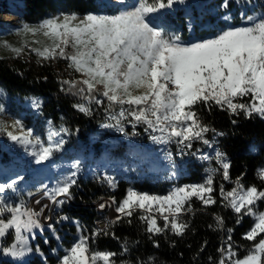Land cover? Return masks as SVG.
<instances>
[{"label": "snow or ice", "instance_id": "snow-or-ice-1", "mask_svg": "<svg viewBox=\"0 0 264 264\" xmlns=\"http://www.w3.org/2000/svg\"><path fill=\"white\" fill-rule=\"evenodd\" d=\"M116 2L123 5L125 0ZM183 3L184 0H136L130 8L113 15L62 13L35 25L21 20L20 27L14 30L22 38L20 45L0 40V48L16 57L27 49L42 61H66L67 68L82 79L63 80L67 89L62 90L84 101L73 107L85 115L92 114L93 104L103 106L108 121L101 125L104 128H115L128 135L123 123L127 121L133 129L131 135H138L135 129L142 124L154 143H175L183 151L192 148L193 141H200L211 148L213 141L206 138V134L213 132L214 140L215 135L222 133L215 132L203 121L196 111L197 105L203 104L209 109L215 105L233 115L243 112L246 118L255 113L264 119V14L243 17L241 26L228 27L211 38L184 43L179 35L151 24L148 19L151 14ZM220 7H229V0H222ZM2 27L11 30L12 26ZM29 35H42L48 42L41 45L39 40L23 39ZM33 44L41 46L30 47ZM244 97H250L248 103L238 102ZM33 106L39 108L40 101L34 98ZM6 111L0 105V114ZM12 127L19 129L20 135L7 131V137L26 150L31 146L29 155L35 157L36 164L52 160L63 149L65 141L62 138L55 142L51 140V136L58 133H50L45 145L39 136L32 138L33 130H25L21 120L16 119ZM61 131L67 132L66 129ZM200 158L215 159L222 169L223 179L233 183L231 190H225L223 185L220 187L225 207H230L238 216L253 218V225L242 237L252 242L246 254L240 256L234 249L231 243L233 230L228 229L227 246L217 250L220 258L216 264H264V210L258 207V202L264 201V190L254 184L245 186L242 177L231 181L230 162L219 150L214 156L203 154ZM71 166L74 171L54 187L45 186L43 190L44 197L58 206L71 199L70 189L76 183L74 177L79 170V161ZM217 171L210 168L202 183L175 186L164 195L130 188L118 203L112 198L116 217L107 220L103 228L93 229L90 237L80 235L58 264H116L113 258L118 253L92 250L90 238L109 235V229L125 217L131 223L130 218L136 212L140 213L138 219L146 223V231L152 236L168 231L175 236L184 235L189 225L182 217L193 211V198L205 207L216 203L212 193ZM257 176L264 181V168L258 170ZM103 180L109 187H116L112 177L105 175ZM17 183V179L0 183V238L10 230L15 232V243L0 247V252L14 259L23 258L30 251L24 233L42 228L39 217L44 211L43 208L39 212L33 210L23 200L14 204L4 196L9 189L19 195L15 189ZM61 197L63 199H58ZM106 206L101 204L100 208ZM6 213L9 214L7 217ZM159 220L163 225L158 223ZM216 222L223 227L221 217L217 216ZM112 235L116 238L114 233ZM154 246L158 245L154 242ZM121 249L120 255L128 251L127 241ZM137 264H151V259L137 261Z\"/></svg>", "mask_w": 264, "mask_h": 264}, {"label": "trees", "instance_id": "trees-1", "mask_svg": "<svg viewBox=\"0 0 264 264\" xmlns=\"http://www.w3.org/2000/svg\"><path fill=\"white\" fill-rule=\"evenodd\" d=\"M97 1L99 0H19L14 4V9L18 12L20 20L27 23H33L47 15L56 16L62 11L77 13L81 16L86 13L103 15L112 12L111 8L114 4H108L106 1L97 3ZM116 7H118L117 4H115L114 13L117 10ZM209 15L206 6L192 2L188 6L172 8L170 20L176 24L181 37L190 39L206 33L207 29L204 32L198 29L204 26L206 21H210ZM66 79H82L79 74L67 68L66 61H42L27 49L19 57L0 56V92L2 93L0 105L10 110L12 115L23 122L24 126L35 129L34 127L38 125L39 137L45 145L49 142L50 133H58L57 138L55 139L56 135H52L51 140L55 142L62 138L65 143L63 149L53 157L55 162L77 158L80 163H83L80 173L74 178L76 183L70 189L72 204H64L59 208V215H65L68 220H76L80 225L81 235L90 237L92 230L97 229L96 221L104 218L105 213H101L94 206L100 204L99 202L104 198L110 200L115 198L118 203L130 188L140 192L164 195L170 191V185L175 187L202 183L208 175V169H218L213 177L214 192L212 193L216 203L205 207L201 201L193 198L191 201L193 211L182 217L189 225L184 235L175 236L168 231L152 236L146 231V223L138 219L140 213L136 212L130 218L131 223L128 222L129 218L125 217L109 229V235L101 234L94 239L90 238L89 244L92 250L118 253L113 258L116 264H121L122 261L137 264V261L145 262L149 259L151 264H216L220 258L217 250L227 246L225 242L229 235L228 229H232L231 243L234 249L239 251L240 256L246 254L252 242L242 237L253 225V219L250 216H238L230 207H225V201L220 195V187L223 185L225 190H231L234 185L223 179L222 169H219L215 159L207 161L200 157L203 154L214 156L215 151L219 150L230 162L231 181L242 177L241 182L245 186L254 184L258 189L264 190V181L257 176L258 170L264 168V119L255 113L246 118L243 112L233 115L227 109L221 110L215 105L209 109L199 104L196 106V111L203 121L222 135H215L213 140V132L206 134V138L213 141L211 148L200 141H193L192 148H186L183 151L175 143L168 144L172 155L179 162L186 155L185 150L192 155V158L198 156L199 162L189 158L185 169L176 173V178L170 184L160 182L153 184L151 179L131 182L127 177L120 175L116 177V187L113 189L103 180L104 167L97 169L95 175L82 177L87 170L85 166L102 160L108 162L118 149V147H108V142H112V136L98 129L99 125L106 121L104 107L93 104L91 115L78 111L73 105L83 103L81 102L83 100L77 95L62 90V88L67 89V85L62 84V81ZM34 98L40 101V107L31 114V109L26 108V105L32 103ZM249 100L250 97H244L238 102L248 103ZM45 124L47 128H44ZM61 129H66L67 132H62ZM91 136L97 139L93 141ZM146 140L147 138H144L138 144L140 147L145 146L144 153L148 151ZM10 143L11 140L7 137L6 131L0 127V167L2 169L10 168L15 164L16 159L26 165V161H23L21 157V151L10 147ZM110 154L113 155L110 156ZM258 207L263 210L264 201L258 202ZM217 216L223 219V227L217 225ZM238 220L239 223H237ZM158 223L163 225L162 220ZM63 225L66 232L60 231L62 236L59 240L54 239L49 230L36 235L30 241L33 253L29 254L21 264H57L58 255L61 253L59 246L68 247L78 232L75 224L69 225L66 222ZM125 241H127L128 251L120 255L121 245ZM154 242L158 246H154ZM202 246L203 250H201ZM36 251L39 254L35 253ZM0 264L18 263L0 256Z\"/></svg>", "mask_w": 264, "mask_h": 264}, {"label": "rangeland", "instance_id": "rangeland-1", "mask_svg": "<svg viewBox=\"0 0 264 264\" xmlns=\"http://www.w3.org/2000/svg\"><path fill=\"white\" fill-rule=\"evenodd\" d=\"M102 1H106V3L108 4H114L111 8L112 12L104 13L103 15L117 14L120 10L130 8L136 2V0H125V3L121 5L118 4L116 0H99L97 1V3H100ZM17 2H19V0H0V40H7L9 43L19 46L22 38L16 35L14 31L16 28L20 27L21 22L18 12H16L14 9V4ZM192 2L201 3L209 10L210 21H206L204 26L199 27L198 30L201 32L206 31V29L209 27H214V29L221 28V26H224L225 23H228L227 21L229 20H237L238 18L243 21V17L249 15L260 16L261 14H264V0H229V7L227 8L220 7L222 0H184L183 4H177L176 6H188ZM115 4L119 5V8L117 12L114 13ZM62 13L70 12H58L56 16ZM171 13L172 9H165L158 13L151 14L148 19L151 24L159 26L171 34L179 35L180 33H178V30L176 29V24H174L170 20ZM226 16L230 17V19H224V17ZM49 17L54 16L47 15L45 18L38 19L37 21L29 24H38L40 21ZM3 25H11V30L3 29ZM223 30L225 29H222L221 31ZM23 39H26L28 41L36 39L41 42V45L48 42L42 35H39L37 37H32L29 35L23 37ZM41 45L33 44L30 45V47H39ZM0 56L13 57L15 55L4 48H0ZM1 95L2 93L0 92V96ZM26 108L31 109V114L36 112V107L33 106V102L27 104ZM6 110V113L0 114V127L6 132L14 131V134L20 135L19 129L14 130L12 127L14 121L18 118L12 115L10 110L8 111L7 108ZM123 123L125 132L128 133V135H125L115 128L102 127V132L109 133L113 138L111 140L112 142H108L107 146L111 148L118 147V149L117 151L115 150L116 152L114 155L110 154V156L113 155V158L111 160H108L106 164L100 165V163L98 164L92 162V165L89 164L85 166V169L87 170L84 171L86 172V174L83 175L84 177L88 175H95L97 169H103L104 167L103 174L112 177L114 180L117 179L116 177H119L121 175L127 177V179H129L131 182H133L134 180L137 181L151 179L153 181V184L157 182L170 184V182L174 181V179L176 178V173H178L180 170H184L187 160L189 158H192V155L187 153V150H185L184 153L186 152V155L179 162V160L175 159V157L172 155L169 145L154 143L149 138V134L144 131V125H138L135 129L138 135L133 136L131 135L133 131L131 125L128 124L127 121ZM37 127H34L35 129H32L33 139L36 136L40 135L38 134ZM24 128L25 130L31 129L27 127V125H25ZM44 128H47V124L44 125ZM56 138L57 135L55 139ZM144 138H147V153H144L145 146H138V144ZM10 147L21 151V157L23 161H26V165H23L21 160L16 159L15 164L10 166V168L2 169L0 167V183L10 182L12 179L18 180V183L15 185V189L19 192V195H17L13 190L9 189L6 191L4 196L10 198L14 204L23 200L28 207L36 206L39 211L41 208L44 209L39 217L42 228L33 229L31 233H24L25 237H27V247L30 249V251L23 258L14 259L9 256H4L2 252H0V256L2 258L15 261L16 263H22L28 258L29 254L33 253L34 251L30 241L33 240L36 235H41L44 230L51 231L52 236L56 240H59V238L62 236V233L66 232L63 228V224H66V222H68L69 225L75 224L78 230V224L76 220L61 219V217L66 216L59 215V208L64 204H68L70 200L68 199L64 204L58 206L44 197L43 193L45 186H47L48 188L54 187L58 181H61L64 177L68 176L72 171H74L75 169H73L71 165L73 164V162L78 161V159L74 158L72 160L67 159L57 162L52 159L50 161H45V164H36L34 162L35 157L29 155L31 146H29V148L26 150L24 147L11 141ZM149 147L151 148L150 151ZM112 152L113 150L111 149V153ZM168 153H171V155L169 156ZM91 158L92 157L90 156V161ZM199 159L200 158L198 156L192 158V160H196L198 162L200 161ZM81 165L83 166V163H80L79 160V170L77 171V175L80 173ZM173 187L174 186L170 185L171 189ZM28 193H32V195L29 196ZM58 199H63V197ZM37 200L40 201L39 204L36 203ZM99 203L100 204H95L94 206L101 213H105L104 218L99 220L100 222L105 223L106 220H110L117 215V213L115 212L116 205H112L110 199L104 198ZM101 204H105L107 206L104 209H101ZM8 215L9 214L6 213L5 217H7ZM250 218L253 219L251 216ZM49 225H52V227H49ZM60 231H62V233H60ZM80 235L81 234L78 230V232L72 239V243L68 247H66L65 245L59 246L61 253L60 255H58L59 257L57 260V264L60 257L65 254V251L69 249L74 242H76ZM13 243H15L14 230H10L4 238H0V247H7ZM35 253L39 254L37 251Z\"/></svg>", "mask_w": 264, "mask_h": 264}, {"label": "built area", "instance_id": "built-area-1", "mask_svg": "<svg viewBox=\"0 0 264 264\" xmlns=\"http://www.w3.org/2000/svg\"><path fill=\"white\" fill-rule=\"evenodd\" d=\"M81 102H84V101H81ZM100 126V125H99ZM112 134V133H111ZM30 208H32L33 210H35V211H37V212H39V209L36 207V206H30ZM96 227L97 228H103V226H104V222H100L99 220L98 221H96Z\"/></svg>", "mask_w": 264, "mask_h": 264}, {"label": "bare ground", "instance_id": "bare-ground-1", "mask_svg": "<svg viewBox=\"0 0 264 264\" xmlns=\"http://www.w3.org/2000/svg\"><path fill=\"white\" fill-rule=\"evenodd\" d=\"M106 121H107V120H106ZM106 121H105V122H106ZM105 122H104V123H105ZM104 123H102V124H104ZM103 128H104V127H103ZM98 129H99L101 132H102V130H103L101 125L98 127ZM95 139H97V138L91 136V140L94 141ZM100 165H103V163H100ZM1 176H2V175H1ZM69 200H70V202H68V203H69V204H72V202H71L72 200H71V199H69ZM96 225H97V224H96Z\"/></svg>", "mask_w": 264, "mask_h": 264}]
</instances>
